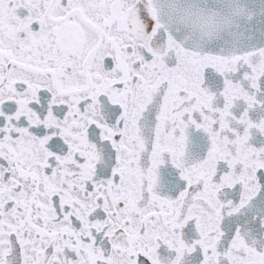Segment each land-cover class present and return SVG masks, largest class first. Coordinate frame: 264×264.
Listing matches in <instances>:
<instances>
[{"label": "snow or ice", "instance_id": "6c2138e0", "mask_svg": "<svg viewBox=\"0 0 264 264\" xmlns=\"http://www.w3.org/2000/svg\"><path fill=\"white\" fill-rule=\"evenodd\" d=\"M0 264H264V0H0Z\"/></svg>", "mask_w": 264, "mask_h": 264}]
</instances>
